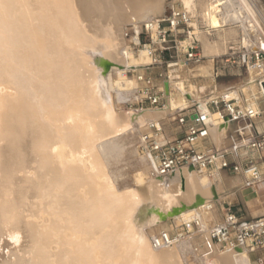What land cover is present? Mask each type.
<instances>
[{"label": "bare ground", "instance_id": "bare-ground-1", "mask_svg": "<svg viewBox=\"0 0 264 264\" xmlns=\"http://www.w3.org/2000/svg\"><path fill=\"white\" fill-rule=\"evenodd\" d=\"M199 1L0 0V264H258L247 250L222 248L208 235L224 213L221 201L247 188L243 178L190 169L156 178L138 151L148 121L161 120L171 137L177 126L170 115L202 107L207 93L261 110L253 74L218 86L214 54L204 48L208 59L193 66V78L168 71L178 79L165 84L164 110L121 105L133 101L135 73L151 61L125 32L161 16L166 5L209 6ZM241 2L250 15L227 0L205 23L215 31L238 26L247 45L263 19ZM237 127L211 128L213 144L232 150ZM125 159L135 167L128 179ZM258 196L247 198L251 217L264 216ZM197 215L201 231L153 245L160 232Z\"/></svg>", "mask_w": 264, "mask_h": 264}, {"label": "built area", "instance_id": "built-area-1", "mask_svg": "<svg viewBox=\"0 0 264 264\" xmlns=\"http://www.w3.org/2000/svg\"><path fill=\"white\" fill-rule=\"evenodd\" d=\"M232 1L243 13L250 15L241 0ZM244 1L255 8L263 19L260 25L264 28V0ZM226 2L209 0V6L199 12L168 5L161 16L147 20L138 30L126 31L127 38L132 32L135 34L138 42L132 44L136 49L145 48L151 61L142 72L135 73V85L131 90L133 101L122 102L121 105L138 110H164L165 84L169 88L170 80L175 79L168 71H178L179 78L187 72L186 78H193V74L190 75L193 66L206 59L199 33L209 35L214 31L205 19L210 13H222ZM256 26L264 40V29L259 24ZM258 34H249L247 45L241 43V37L234 40L225 53L211 58L215 79L223 75L240 77L243 73L253 74L262 111L236 96L207 93L202 107L191 104L175 109L170 115L171 122L179 128L171 137L164 136L161 120L148 121L146 129L139 134L138 148L150 165L151 176L164 177L190 169L211 177L218 172L241 175L250 188L264 184V127L259 129L254 123L264 111V48ZM219 68L225 69L226 73ZM226 122H248L251 125L248 133L237 130L232 150L216 147L209 134L211 128L222 127ZM248 171L252 172L250 177L246 176ZM224 206L219 221L208 227L210 240L222 248H243L258 264H264V216L245 218L234 211L230 203H224ZM201 230L202 222L197 215L182 222L173 232H160L152 242L156 247L170 246Z\"/></svg>", "mask_w": 264, "mask_h": 264}, {"label": "rangeland", "instance_id": "rangeland-1", "mask_svg": "<svg viewBox=\"0 0 264 264\" xmlns=\"http://www.w3.org/2000/svg\"><path fill=\"white\" fill-rule=\"evenodd\" d=\"M166 2L168 4V3H170V0H166ZM197 3L201 4L199 0H197ZM167 6L168 5H166V7ZM175 6H179L180 8H182L180 3H176ZM197 10H198V12L200 11V5L197 6ZM231 27H233V28H231ZM206 36L207 37L203 38L202 40L200 38V43H201L202 50H204V48H206L207 53L214 54L212 56H216V55H221V54L225 53L228 50V46L231 44V42H233L234 40H237L238 38L241 37V29L239 27H234L233 25H226L223 28H220L218 31H215V30L212 31L211 35H206ZM207 53H206L205 56L209 55ZM206 59H208V58H206ZM219 69H221V68H219ZM224 70L225 69H221V71L226 73V71H224ZM245 76H246V73H245ZM245 76H244V73L240 77L230 76V75H223V76H219L218 78H216L215 81H216V84L218 86H220V85H234V84L244 80ZM261 111H262V108H261ZM254 121H255L254 122L255 125L259 129H262L264 127V111H263L262 116L258 120H254ZM238 129H242V130H244V132L248 133L251 130V125L248 122H241V123H238L237 130ZM138 151L141 154L139 148H138ZM128 154L129 153L127 152V150H125L123 152V156L125 155V158L126 157L128 158ZM125 160H127V159H125ZM131 160H132V158H131ZM128 161H129V159L127 160V162ZM132 166H131V164L129 162H128V165L126 163V166L124 168L125 171H123V172H126V179H128L127 178L128 175H129L128 177L130 178V174L129 173L133 172L134 169H135V167L134 166L132 167ZM131 167L133 168L132 170H131ZM130 170H131V172H130ZM127 172H128V174H127ZM246 176L250 177L248 174H246ZM229 177H241V178H243L246 181L245 177L241 176V175H236V176L229 175ZM212 179L216 180L217 177L216 178H212ZM259 188H263V190L260 191L259 193H257L256 191H258ZM258 194L259 195L261 194V195L258 196ZM233 195L229 196V197H226V198H224L225 200L223 199L221 201L222 204H223V207H224V203H230L232 205V209L234 211H236L239 215H242L245 218H251L249 207H247L248 204H246L247 203V198L251 199L253 197H257L258 196L259 199H261L263 197L262 200H259V201H261V203H264V185H260V186H257L255 188H250V187L247 186V188H245L244 192H242L241 190H239L237 192L235 191V193Z\"/></svg>", "mask_w": 264, "mask_h": 264}, {"label": "crops", "instance_id": "crops-1", "mask_svg": "<svg viewBox=\"0 0 264 264\" xmlns=\"http://www.w3.org/2000/svg\"><path fill=\"white\" fill-rule=\"evenodd\" d=\"M179 128L176 127V132H178ZM261 185H264V184H261Z\"/></svg>", "mask_w": 264, "mask_h": 264}, {"label": "water", "instance_id": "water-1", "mask_svg": "<svg viewBox=\"0 0 264 264\" xmlns=\"http://www.w3.org/2000/svg\"><path fill=\"white\" fill-rule=\"evenodd\" d=\"M199 200L197 199V202H198Z\"/></svg>", "mask_w": 264, "mask_h": 264}]
</instances>
